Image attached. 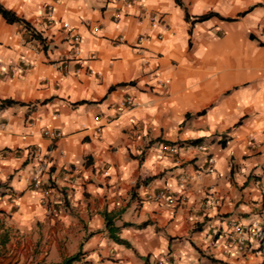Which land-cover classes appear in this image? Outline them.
Instances as JSON below:
<instances>
[{"label": "crops", "instance_id": "obj_1", "mask_svg": "<svg viewBox=\"0 0 264 264\" xmlns=\"http://www.w3.org/2000/svg\"><path fill=\"white\" fill-rule=\"evenodd\" d=\"M0 5V264H264V0Z\"/></svg>", "mask_w": 264, "mask_h": 264}, {"label": "built area", "instance_id": "obj_2", "mask_svg": "<svg viewBox=\"0 0 264 264\" xmlns=\"http://www.w3.org/2000/svg\"><path fill=\"white\" fill-rule=\"evenodd\" d=\"M113 1H119V0H113ZM124 3H126L127 5H129L130 0H123ZM77 39V38H76ZM75 39V40H76ZM143 39V37H139V42H141ZM133 103V98L132 97H127L125 99H123L120 103L119 106L117 107L118 110H120L123 107H126L127 105H131ZM44 134L45 135H50V136H58L59 133H51L48 129L44 130ZM165 148H168L167 146H165ZM198 148H200L201 150H205L206 146L205 145H199ZM170 150L177 152V149L175 147H170ZM210 163L212 164L213 159L209 158ZM208 170L211 172L213 170V165H211L210 167H208ZM34 186L35 187H40V186H44V181L40 178V176H34L32 178ZM47 194V191L44 190V195ZM169 202L171 204H178L179 199H177L175 196H171L169 197ZM211 204L210 200L206 201V206L209 207ZM247 230L244 228V226L242 225H238L234 222L230 223V229L226 235V238L233 244L235 245L238 249H242L245 244H246V236H247ZM250 232V231H249ZM251 234H255V229L252 228L251 229ZM166 262V260L162 261V263Z\"/></svg>", "mask_w": 264, "mask_h": 264}, {"label": "trees", "instance_id": "obj_3", "mask_svg": "<svg viewBox=\"0 0 264 264\" xmlns=\"http://www.w3.org/2000/svg\"><path fill=\"white\" fill-rule=\"evenodd\" d=\"M0 14L3 16V18L8 21V22H15V21H18L20 20L13 12L5 9L4 7H2L0 5ZM211 16H218L220 18H223L221 17L220 15H218L217 13L215 12H208V13H205V14H202L200 16H198L195 20L196 21H203V20H206L208 19L209 17ZM187 17V16H186ZM27 24V23H25ZM15 101L11 100V99H5L3 101H1L0 103V106H5V105H9V104H12L14 103ZM197 141V140H195ZM104 216H105V219H106V226L108 227V230L110 232V236L112 238H115V240L117 241H121L118 237H116L111 231H117V229L113 228V221L109 220L108 219V215L106 213H104ZM78 258V254H75V255H72V256H69V257H66L64 260H62L61 262L59 263H37V264H72L75 260H77Z\"/></svg>", "mask_w": 264, "mask_h": 264}]
</instances>
